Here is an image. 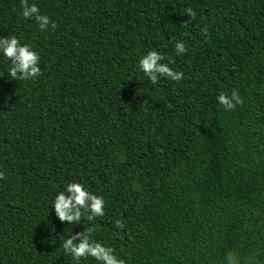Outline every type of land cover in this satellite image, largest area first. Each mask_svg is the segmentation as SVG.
<instances>
[{"label": "trees", "instance_id": "1", "mask_svg": "<svg viewBox=\"0 0 264 264\" xmlns=\"http://www.w3.org/2000/svg\"><path fill=\"white\" fill-rule=\"evenodd\" d=\"M29 3L58 27L0 0V37L31 45L42 70L11 79L0 52V264H97L62 247L93 224L125 264H225L229 251L264 264V0ZM152 50L184 78L153 84L138 67ZM233 89L244 104L226 111L217 96ZM69 182L103 196L105 215L61 223Z\"/></svg>", "mask_w": 264, "mask_h": 264}, {"label": "clouds", "instance_id": "2", "mask_svg": "<svg viewBox=\"0 0 264 264\" xmlns=\"http://www.w3.org/2000/svg\"><path fill=\"white\" fill-rule=\"evenodd\" d=\"M20 7L22 17L26 20H34L40 31H55L58 27L57 23L51 20L48 15L40 12L37 4H30L29 0H20ZM184 15L188 19L182 23L187 26L196 19L197 13L189 7L185 10ZM201 35L205 39L211 38L206 25L202 28ZM174 49L177 56L188 52L183 41H176ZM0 52L11 62L7 72L11 79L28 81L42 75L39 53L31 45L22 44L16 36L0 37ZM165 60L168 62L165 63ZM174 63L175 61L171 57L152 50L139 59L138 67L153 84L158 83L162 78L180 82L184 78V73L170 67V64ZM2 75L0 74V76ZM217 102L226 111H235L238 105L243 106L244 98L240 95L239 89H233L230 95L221 92L217 96ZM121 159L124 160L125 157L122 155ZM6 179L5 172L0 171V180ZM53 208L61 223L80 224L82 219L93 222L96 218L105 215V199L103 196L92 193L81 182H69L65 185V190L58 192L55 196ZM115 227L124 230L126 225L121 219H117ZM98 228V225L93 224L83 231L72 233L62 245L65 255H70L78 262L91 257L97 264H125V261L115 254V249L112 246L93 239V233L97 232ZM242 261L243 264H250L249 258L241 257L235 251H229L225 256V264H241Z\"/></svg>", "mask_w": 264, "mask_h": 264}]
</instances>
